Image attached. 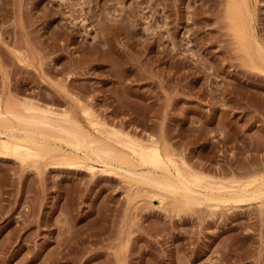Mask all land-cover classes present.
<instances>
[{"label": "rangeland", "instance_id": "rangeland-1", "mask_svg": "<svg viewBox=\"0 0 264 264\" xmlns=\"http://www.w3.org/2000/svg\"><path fill=\"white\" fill-rule=\"evenodd\" d=\"M0 99L121 148L153 138L190 171L256 185L264 0H0ZM12 139L0 146V264H264L253 184L247 201L187 203L122 162L107 171L57 141L18 156Z\"/></svg>", "mask_w": 264, "mask_h": 264}, {"label": "bare ground", "instance_id": "bare-ground-1", "mask_svg": "<svg viewBox=\"0 0 264 264\" xmlns=\"http://www.w3.org/2000/svg\"><path fill=\"white\" fill-rule=\"evenodd\" d=\"M125 22H127V20ZM33 103L32 101L23 102L22 106L24 105L27 111L29 110V113L25 115L21 114V112L19 113V111H16L14 106H12L10 103L6 105H4L5 103L2 104V101L0 99V146L3 145L5 148H8L9 146L7 144H10L8 138H13V141L10 142L16 145L14 147H18V149L13 150V153L15 152V154L18 156L26 157V155L28 154H26V150L32 152V150H38V147H42L45 145L46 146L44 148H47L46 150L53 151L56 149V147H58L57 145H59L56 143L57 141L58 143L67 144L74 151H82L85 157L95 160V162H99V160H101L103 162V165H105V169H107V171L108 168L112 166L110 165L112 160H115L116 162H122L125 164V166L124 164H118V166L116 167L122 168L126 173L130 174L140 181H152L153 183L155 182V184L158 185L157 187H161L164 190L168 189L176 196H180V198L185 200L187 203H191L197 200H199V203L200 200H216L225 202L233 201L238 203L256 198L258 195L259 197H261V195L264 194V180L260 183L257 182L258 184L256 185L255 182H252L253 180L241 182L242 180L238 181L236 179H230L225 181L209 177L206 174L198 171H190V168L188 169L187 166L182 167L181 165H179L180 163H177V159L175 160V158L170 153L168 154L167 152H163L164 149L162 150L161 146L153 138H149L148 140L144 139V141L146 142L143 141V143L142 141L139 142V139H133L128 134V136H126L125 134L127 138L125 137V139L123 140H117L118 142L120 141L121 145L123 146V148H121L113 144L110 140L104 139L103 137L98 135H94L93 133H88L87 135L80 137L81 135H79L78 132L74 131V128L73 130H71L63 123H55L57 119L54 121L53 118H40L38 117L39 115L36 116L35 114L39 112V109L35 106L36 104L34 105ZM39 108L41 109L40 106ZM41 111L44 110L41 109ZM89 114L87 112V115ZM94 119H89L92 123L90 125H93V129L97 127V131H100L102 134L105 133L107 136L108 134H110L119 138L121 133H123H120L119 130H117L115 127L109 128L108 125L105 124V122H100L101 120L98 121ZM78 125H80V123ZM48 128H53L58 133L65 132V134H70V136L61 134L55 135L54 132L53 134H49ZM81 131H83V129ZM81 133L82 132H80V134ZM51 140L55 141V145ZM27 141L30 143H27ZM11 147L13 149V145ZM134 152H136L135 156L132 154ZM93 156L96 157V159H94ZM138 162L142 163L138 164ZM142 164L147 167L146 171L145 169L143 170L138 167V165L143 166ZM84 165H86L90 170H94L96 168L94 164L89 162L85 163ZM108 165L110 166L108 167ZM110 169L112 168L110 167ZM236 182L237 185L235 184ZM251 184H253L252 186L255 185L252 192L253 195L254 193L258 194L255 195L256 197L248 194L250 193L248 191ZM152 192L156 195L155 190H153ZM157 199L161 202L162 200H164V196H160Z\"/></svg>", "mask_w": 264, "mask_h": 264}]
</instances>
